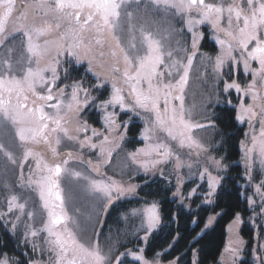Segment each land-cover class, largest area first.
Segmentation results:
<instances>
[{"label":"snow or ice","instance_id":"snow-or-ice-1","mask_svg":"<svg viewBox=\"0 0 264 264\" xmlns=\"http://www.w3.org/2000/svg\"><path fill=\"white\" fill-rule=\"evenodd\" d=\"M0 264H264V0H0Z\"/></svg>","mask_w":264,"mask_h":264},{"label":"trees","instance_id":"trees-1","mask_svg":"<svg viewBox=\"0 0 264 264\" xmlns=\"http://www.w3.org/2000/svg\"><path fill=\"white\" fill-rule=\"evenodd\" d=\"M236 149L233 148V152H235ZM237 156H233V159H237ZM228 225L227 219H222L220 222L215 225V231L212 232L208 238V241L206 242V250L210 254H214L217 250V248L222 247V242H225V229ZM247 238V235H245ZM210 259V256H209Z\"/></svg>","mask_w":264,"mask_h":264},{"label":"rangeland","instance_id":"rangeland-1","mask_svg":"<svg viewBox=\"0 0 264 264\" xmlns=\"http://www.w3.org/2000/svg\"><path fill=\"white\" fill-rule=\"evenodd\" d=\"M193 87H195V85H193ZM225 233H226V236H225V242H226L228 239V225L226 226ZM245 238H246V236H245Z\"/></svg>","mask_w":264,"mask_h":264}]
</instances>
